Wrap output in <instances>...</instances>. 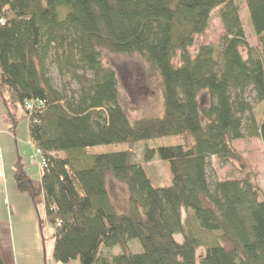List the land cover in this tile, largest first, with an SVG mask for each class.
Wrapping results in <instances>:
<instances>
[{
    "label": "trees",
    "instance_id": "obj_1",
    "mask_svg": "<svg viewBox=\"0 0 264 264\" xmlns=\"http://www.w3.org/2000/svg\"><path fill=\"white\" fill-rule=\"evenodd\" d=\"M244 2L257 47L245 35L242 0H0L4 121L11 132L25 121L47 163L34 180L18 161L13 178L17 192L45 207L55 263L264 264L262 189L251 174L211 181L209 173L213 159L242 162L234 141L264 146V120L254 113L264 104V0ZM215 12L220 50L202 45L192 54ZM105 51L148 64L160 80L161 117L131 122ZM49 62L66 79L61 89ZM170 137L183 144L146 147L134 162L137 143ZM113 145L129 149L88 153ZM155 161L167 164L170 186H153L144 164ZM108 176L127 187L128 213L117 212ZM132 240L141 253L130 252ZM117 246L122 254H101Z\"/></svg>",
    "mask_w": 264,
    "mask_h": 264
},
{
    "label": "rangeland",
    "instance_id": "obj_2",
    "mask_svg": "<svg viewBox=\"0 0 264 264\" xmlns=\"http://www.w3.org/2000/svg\"><path fill=\"white\" fill-rule=\"evenodd\" d=\"M240 19L242 21L246 38L252 47H257V39L253 36L249 27V13L247 6L242 0L240 7ZM224 34V28L217 12L214 13L210 22L209 29L205 35L197 37L193 48L190 49L192 54H195L198 48L202 45H210L220 50V40ZM104 64L114 69L119 80V88L121 93V104L126 111L129 119L133 123L141 118H154L163 115V95L160 85V80L154 77L149 69L148 64L139 55H115L109 52H104ZM218 56V53L216 57ZM179 58H177L178 60ZM176 60V61H177ZM50 76L53 79L54 85L61 89L66 79L63 78L58 71L55 64L49 62ZM71 89L76 90L77 85L72 82ZM200 99L205 104H208V96L205 92L201 93ZM255 116L258 122L264 120V104H257L254 108ZM26 122L19 125L20 135L25 133ZM22 141V140H21ZM22 148L30 150L27 164L33 166L35 171H41V161L37 155V150L29 141H22ZM1 144V142H0ZM183 144L180 138L170 137L158 140L144 141L137 143L134 146V162L138 163L142 160L143 151L146 147L160 148L171 147ZM233 148L239 153L242 162L230 163L226 166H221L217 159L212 160L210 168L211 181H224L233 179H244L247 174H251L263 191L264 198V146L259 139L246 138L240 141L232 142ZM2 148V147H1ZM127 145H113L94 148L88 150L89 155H103L116 152L127 151ZM5 154V153H4ZM17 152L15 153L16 156ZM144 168L150 177L152 184L156 188H163L171 185V178L168 171V166L164 162L155 161L151 164H144ZM36 176V173H34ZM35 180V179H34ZM107 188L110 197L116 210L119 214H126L129 212L128 190L127 187L112 176L107 178ZM30 197L28 194H24ZM14 218L18 219H40L43 221V235L46 244V252L49 261V252L53 248L54 240L52 238L54 233L53 226L47 221L46 210L43 205L38 208L26 207V204L20 205L14 212ZM177 241L181 242V236L176 237ZM129 250L134 254H139L142 251L141 245L138 241L132 240L129 242ZM202 250H199L198 254ZM123 250L120 246L107 249L103 247L101 254L106 257L116 256L122 254ZM71 264H80L79 261H74Z\"/></svg>",
    "mask_w": 264,
    "mask_h": 264
},
{
    "label": "crops",
    "instance_id": "obj_3",
    "mask_svg": "<svg viewBox=\"0 0 264 264\" xmlns=\"http://www.w3.org/2000/svg\"><path fill=\"white\" fill-rule=\"evenodd\" d=\"M4 112L5 108L0 102V256L5 264H57L52 258L53 248L49 252L48 261L41 229L42 220L14 218V212L23 203L28 208L34 207L31 197L17 192L13 178L15 164L21 161L32 179L39 180L42 173L27 164L30 150L21 146L22 141L26 140L34 147L28 134L27 123L24 135H20L19 126L11 132L4 121Z\"/></svg>",
    "mask_w": 264,
    "mask_h": 264
},
{
    "label": "built area",
    "instance_id": "obj_4",
    "mask_svg": "<svg viewBox=\"0 0 264 264\" xmlns=\"http://www.w3.org/2000/svg\"><path fill=\"white\" fill-rule=\"evenodd\" d=\"M0 23L3 24V21H0ZM28 107L31 108V104H29ZM37 155H38V157H39V159L41 161V165H40L41 168H45L46 164H47L46 160L42 157L41 152L37 151ZM1 158H2V148H1V144H0V160H1Z\"/></svg>",
    "mask_w": 264,
    "mask_h": 264
}]
</instances>
